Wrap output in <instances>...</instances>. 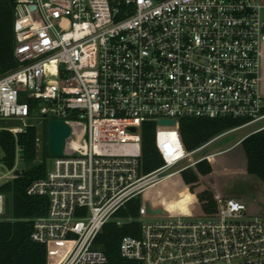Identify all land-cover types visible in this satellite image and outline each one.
Instances as JSON below:
<instances>
[{
	"label": "built area",
	"instance_id": "obj_1",
	"mask_svg": "<svg viewBox=\"0 0 264 264\" xmlns=\"http://www.w3.org/2000/svg\"><path fill=\"white\" fill-rule=\"evenodd\" d=\"M13 34L18 66L0 75V120L22 126L0 131L34 127L38 147L44 121L74 125L65 154L26 191L48 199L31 239L67 245L55 264H106L96 237L109 221H125L114 215L129 200L210 160L171 170L221 137L264 130V0H14ZM185 117L244 122L186 152ZM144 122L156 125L164 164L141 175ZM16 165L9 171L0 162V181ZM215 198L216 212L198 218L143 220L142 206L139 236L122 238L120 255L140 264H264V220L250 218L240 200Z\"/></svg>",
	"mask_w": 264,
	"mask_h": 264
},
{
	"label": "trees",
	"instance_id": "obj_2",
	"mask_svg": "<svg viewBox=\"0 0 264 264\" xmlns=\"http://www.w3.org/2000/svg\"><path fill=\"white\" fill-rule=\"evenodd\" d=\"M13 8L14 0L0 1V75L13 69L18 64L13 57ZM244 122L240 118H181L179 134L187 152H191L208 142L216 135L240 126ZM43 134L47 138L46 122ZM154 122H144L141 126L140 174H149L163 166L155 145ZM36 129L27 127L24 131L13 135L8 131H0V146L4 153L0 162L11 171L17 160L24 163V174L8 180L0 181V195L5 198V210L9 217H0V264H48V247L31 239L33 220L45 216L48 199L44 196L27 194L28 187L35 181L45 177L48 168L45 159L34 164L37 154ZM240 149L246 158V172L264 182V130L248 134L240 143ZM22 151L19 155L18 152ZM47 155L50 153L47 151ZM212 172L211 159H203L194 164L192 169L182 171V180L190 186V191L183 186L171 191L168 184H180L177 175L154 185L145 191V203L151 211L154 209L149 197L155 204L169 213L188 216L194 204L199 216L211 215L217 210L216 198L208 186L193 193L200 177ZM141 196L129 200L119 209L114 217L125 220L117 225L115 220L106 223L95 240V246L106 256V264H140L123 258L119 252V244L125 236L138 237L140 233ZM6 213V212H5ZM131 219V221H127Z\"/></svg>",
	"mask_w": 264,
	"mask_h": 264
},
{
	"label": "rangeland",
	"instance_id": "obj_3",
	"mask_svg": "<svg viewBox=\"0 0 264 264\" xmlns=\"http://www.w3.org/2000/svg\"><path fill=\"white\" fill-rule=\"evenodd\" d=\"M39 118L36 119H30L25 121V123H34L38 122ZM46 122V121H45ZM264 124V123H262ZM0 125H6V126H22V123L19 121H14V120H9V121H1L0 120ZM44 123L41 126L40 131L43 132L44 129ZM255 129V126H249L245 128H241L239 130H236L232 133H229L223 137H221L219 140L216 142L210 144L209 146H206L191 155L187 156L182 160L178 165L173 167L171 170H178L182 167H185L207 155H210L213 151L216 149L223 147V146H229L233 142H235L240 136L244 135L245 133H250ZM46 130H47V124H46ZM184 146H183V151H184ZM47 138L45 135L42 133L41 134V143L37 147V154H36V159L34 161V164L40 163L41 160L45 159L48 165V168L51 165V162L53 160V157L50 155H47ZM186 151V150H185ZM49 152V151H48ZM187 152V151H186ZM188 169H192L188 168ZM168 172H178V171H167ZM6 170L0 168V176L5 174ZM182 171H179L176 173L177 177L180 179V184H175L171 185V183L168 184V188L173 191V189H179L180 187H187L188 190L190 191V186H187L184 184L182 180ZM244 173L238 172V171H212L209 175L205 177H200L199 182L197 183L196 186H193L194 189L192 192L195 194L198 191L204 189L205 185L209 186L208 182L213 184V188H210V190L218 195L221 194L220 196L224 195V197H230V196H238L242 195V197L238 198L241 202L245 203L247 207V211H253L256 213L255 215L250 214V218H259L261 220H264V188L261 187H256L248 182H246V179H244ZM240 181V182H239ZM262 182V181H261ZM264 183V182H262ZM216 184V185H214ZM191 192V191H190ZM213 193V194H214ZM149 200L151 201V205L154 208L153 211L160 209L161 214H146L145 210V216L146 218H143V220H153V218L157 217H167V216H183V215H177L173 213H169V211H165L163 207H160L158 204H155L153 202V199L149 197ZM141 203L142 206L145 203V192L144 194L141 195ZM144 207V206H143ZM197 206L194 204V207L192 208L191 214L186 216V217H191L198 218L199 213L196 210ZM5 217L10 216V211L8 209L5 210ZM67 245L63 243L59 244H54V245H49L48 251H49V258L48 262L49 264H55V261L60 260L64 253L66 252Z\"/></svg>",
	"mask_w": 264,
	"mask_h": 264
},
{
	"label": "crops",
	"instance_id": "obj_4",
	"mask_svg": "<svg viewBox=\"0 0 264 264\" xmlns=\"http://www.w3.org/2000/svg\"><path fill=\"white\" fill-rule=\"evenodd\" d=\"M250 133L247 132L244 135L240 136L229 146H223L213 151L211 153L213 155L211 157L212 171H238L244 173V179H246V182H248L249 184L264 188V183H262L260 179H258L256 176L247 174L246 158L243 151L240 149L241 141ZM208 184L209 188H213L212 183L208 182ZM214 195L216 196L215 193ZM218 195L220 196L221 194ZM221 197H224V195H222ZM240 197H242L241 194L235 197L230 196L229 198H235L238 200V198ZM248 214L255 215L256 213H254L253 211H248Z\"/></svg>",
	"mask_w": 264,
	"mask_h": 264
},
{
	"label": "water",
	"instance_id": "obj_5",
	"mask_svg": "<svg viewBox=\"0 0 264 264\" xmlns=\"http://www.w3.org/2000/svg\"><path fill=\"white\" fill-rule=\"evenodd\" d=\"M160 125H173V120H160ZM73 123L70 121L49 119L47 121V149L53 158L62 157L65 154V147L73 132ZM135 131V128L131 129ZM22 151H19L20 155ZM24 163L18 162L13 171V178L24 174ZM144 210L146 214H161V210L157 209L151 211L147 203H144Z\"/></svg>",
	"mask_w": 264,
	"mask_h": 264
},
{
	"label": "bare ground",
	"instance_id": "obj_6",
	"mask_svg": "<svg viewBox=\"0 0 264 264\" xmlns=\"http://www.w3.org/2000/svg\"><path fill=\"white\" fill-rule=\"evenodd\" d=\"M174 175H175V174H174ZM171 177H172V176H171ZM168 178H170V177H168ZM168 178H165V179H163L162 181H164V180H166V179H168ZM162 181H161V182H162ZM152 187H153V186H152Z\"/></svg>",
	"mask_w": 264,
	"mask_h": 264
}]
</instances>
